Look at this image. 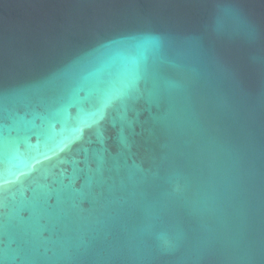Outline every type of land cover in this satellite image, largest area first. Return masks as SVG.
<instances>
[{
  "label": "water",
  "instance_id": "obj_1",
  "mask_svg": "<svg viewBox=\"0 0 264 264\" xmlns=\"http://www.w3.org/2000/svg\"><path fill=\"white\" fill-rule=\"evenodd\" d=\"M0 264H264V0H0Z\"/></svg>",
  "mask_w": 264,
  "mask_h": 264
}]
</instances>
